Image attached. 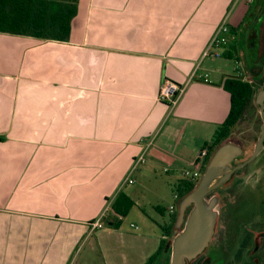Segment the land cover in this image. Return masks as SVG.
I'll list each match as a JSON object with an SVG mask.
<instances>
[{
    "label": "crops",
    "instance_id": "obj_1",
    "mask_svg": "<svg viewBox=\"0 0 264 264\" xmlns=\"http://www.w3.org/2000/svg\"><path fill=\"white\" fill-rule=\"evenodd\" d=\"M242 1L79 0L66 41L0 32V264H146L156 254L169 220L153 215L172 214L163 190L175 200L182 173L219 144L232 108L225 82L242 80L203 57L222 23L238 36L232 24L263 6L245 0V13ZM237 46L222 57L241 61ZM167 80L185 89L174 106L159 99ZM120 195L138 230L115 213Z\"/></svg>",
    "mask_w": 264,
    "mask_h": 264
},
{
    "label": "flooded vegetation",
    "instance_id": "obj_2",
    "mask_svg": "<svg viewBox=\"0 0 264 264\" xmlns=\"http://www.w3.org/2000/svg\"><path fill=\"white\" fill-rule=\"evenodd\" d=\"M262 18L264 13H261ZM258 32L261 37L262 25ZM260 56L259 50L253 62ZM255 104L248 117L252 128L234 130L226 142L241 146L242 153L231 166L236 170L231 180L222 188L208 195L218 199V218L212 242L206 250L186 264H264V140L263 147L254 156L263 135L261 107L256 98L264 85V67L252 74ZM218 144L211 146L214 155Z\"/></svg>",
    "mask_w": 264,
    "mask_h": 264
},
{
    "label": "trees",
    "instance_id": "obj_3",
    "mask_svg": "<svg viewBox=\"0 0 264 264\" xmlns=\"http://www.w3.org/2000/svg\"><path fill=\"white\" fill-rule=\"evenodd\" d=\"M78 2L79 0H0V32L66 41L71 32L72 20L77 13ZM252 9L254 6L249 9V13ZM232 31L236 33L235 29ZM224 87L231 94L232 108L228 119L219 128L218 147L228 140L229 135L238 123L250 114L255 104V91L251 83L233 78L227 80ZM211 158L212 155L209 154L203 173ZM195 186L185 181L178 187L176 211L170 214L169 221L161 226L166 239L146 264H170L172 240L184 228L186 218L192 209V206L188 208L183 224L178 227L179 207ZM132 207L133 202L120 195L113 209L124 218ZM104 221L113 224L108 218Z\"/></svg>",
    "mask_w": 264,
    "mask_h": 264
},
{
    "label": "water",
    "instance_id": "obj_4",
    "mask_svg": "<svg viewBox=\"0 0 264 264\" xmlns=\"http://www.w3.org/2000/svg\"><path fill=\"white\" fill-rule=\"evenodd\" d=\"M261 107V115L264 122V85L256 98ZM263 135L259 140L256 152L252 159L263 147ZM242 153L240 145L234 142H226L221 145L208 163L202 178L196 184L194 190L183 200L179 207V227L183 224L189 207V212L184 228L173 238L170 264H186L200 256L210 245L215 234L218 218V199H208V195L225 186L237 169L243 165L232 168L231 163Z\"/></svg>",
    "mask_w": 264,
    "mask_h": 264
},
{
    "label": "rangeland",
    "instance_id": "obj_5",
    "mask_svg": "<svg viewBox=\"0 0 264 264\" xmlns=\"http://www.w3.org/2000/svg\"><path fill=\"white\" fill-rule=\"evenodd\" d=\"M255 1V0H254ZM262 9L257 12V17L253 18L252 20L248 19V21L243 22L241 19L239 22H235L232 24L234 28H239V33L237 34L238 38L236 42L239 44V47L237 48L240 50L241 54V62L243 63L244 67V75L241 78L244 80V82H251L253 81L252 79V74L257 75V72L260 71L264 67V17L262 18L261 13H264V0L262 1ZM242 8L244 9L245 13L246 11L249 10V5L246 3V1H242ZM258 22H261L262 25V33L261 37L258 39V32L260 30V24ZM241 23H244L242 26ZM246 24V25H245ZM259 50L260 56L255 62L254 56H256L257 52ZM216 68L223 69V71L228 74V75H235L237 74L236 71V66L234 63V60L232 59H225V58H220L217 60L215 64H213ZM218 66V67H217ZM252 125L250 121L248 120V117L246 116L243 118L241 122L238 123L237 127L234 130H239V132L251 129ZM233 130V131H234ZM231 135V134H230ZM229 135V136H230ZM201 148V145L196 146L195 151H199ZM165 192L166 199L161 203L162 207L168 208L167 210L170 209L171 206H175L174 203V197H173V192L170 189V185L166 186V189L163 190V193ZM165 208V209H166ZM151 214L152 212L149 210L148 212ZM136 215H127V217L122 218L121 220L124 225L130 228L131 223H134L135 225H139V222L135 218ZM157 219V221L161 224H164L165 221L169 220V216H165L164 218L161 217L159 213H154V215ZM175 233V232H174Z\"/></svg>",
    "mask_w": 264,
    "mask_h": 264
},
{
    "label": "built area",
    "instance_id": "obj_6",
    "mask_svg": "<svg viewBox=\"0 0 264 264\" xmlns=\"http://www.w3.org/2000/svg\"><path fill=\"white\" fill-rule=\"evenodd\" d=\"M251 2V0H250ZM237 36L236 34L232 31L230 26L228 25L227 22L222 23L218 30L216 31L213 39L211 40L207 50L204 53V58H210V59H220L222 58L225 50L230 46L234 41H236ZM235 66H236V71H237V77L242 78L244 75V67L243 63L239 60L236 59L234 60ZM198 78L200 80H203L204 82L208 83L210 82L209 75H199ZM185 89L183 86H180L174 82H171L167 80L160 92L159 99L163 102H167L170 105H175L179 98L182 96L184 93ZM209 156V151L208 150H203L197 160L194 162V170H185L182 175L183 178L191 183V184H197L199 180L203 176V169L206 166V160ZM147 162L145 158V152L143 155H141L137 160L135 161V164L130 172V175L141 165H144ZM169 170L166 169L165 172H168ZM129 184H133L134 180L128 179ZM175 200H178V195H175ZM176 211L175 206L170 207V212L174 213ZM92 228L94 229H102L104 227L103 220H97L91 224ZM131 227L135 230H138L139 228L132 224Z\"/></svg>",
    "mask_w": 264,
    "mask_h": 264
}]
</instances>
